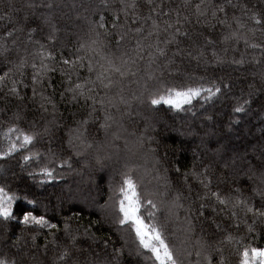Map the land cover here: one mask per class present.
<instances>
[{
    "label": "trees",
    "instance_id": "1",
    "mask_svg": "<svg viewBox=\"0 0 264 264\" xmlns=\"http://www.w3.org/2000/svg\"><path fill=\"white\" fill-rule=\"evenodd\" d=\"M108 2L112 4L115 0H108ZM216 2H223V0H216ZM232 2L246 4L252 11L264 13V0H232ZM9 3L19 10L14 14L15 19L25 25V31L17 33L19 41L26 43L28 30L35 28L32 39L56 52L58 59L60 51L66 57L72 58L79 44L89 40V21H97L99 15L104 14L109 24L111 23V10L98 8L101 0H0V14L7 11ZM179 4H182V0H172L171 7ZM168 6L166 2L165 10ZM233 14L239 16L241 10L229 8V19ZM219 16L220 19L224 18L223 14ZM46 20L55 24L57 28L54 43L49 41L51 27L45 22ZM212 23L216 25L215 28L197 25L195 21L191 26H185L188 27L190 33L203 32L204 35H210L213 39L214 45L207 46L205 50L208 63H205L203 59L198 61L188 56L189 50L193 51V55L196 50L192 49L191 42L187 38L181 37L179 48L184 49V52L174 58L175 63L166 71L165 79L170 84L194 86L201 83L199 77H204L203 83L206 86L212 81L220 84L221 94L210 101L197 98L193 101L190 111L177 112L166 105L152 107L146 103L142 104L139 100L133 99L134 95H139L142 91L140 85L136 83L145 70V63L140 61L138 62L140 71L137 77H129L122 82V95L129 103L119 104V111L117 108L110 109L116 122L107 133L99 127L103 121V112L100 110V105H96L97 111L90 119L87 125V135L84 137L85 144L91 143L92 147L87 148L75 141L78 146L76 150L80 151V155H76V150L70 148L67 142L70 130L77 127L76 121L88 118L91 101L88 105H85L83 100L78 104H69L66 100L60 99L59 91L62 89H58L55 96L57 103L55 123H51L54 119L51 107L49 106L48 111L45 112L39 106L38 97L36 100L31 99V86L27 90L21 88L23 100L6 95L7 89L0 90V132L13 123L25 130L37 131L41 135L33 151L39 150L46 154L51 148L59 157L57 165L64 159L69 160L71 164V167L67 165L62 168L57 167L56 180L45 185H37L26 175L31 168L21 170L20 154L0 160V166L7 165L11 169L10 173H0V184L11 187L21 196L26 194L29 199L36 200L35 213L46 215L53 223H58L61 229L56 234L58 244L68 243L63 235L64 219L72 217L70 224L73 234L80 238L77 247L89 248L91 246V249L100 251L103 247V240L109 237L115 243V247L122 246L123 241L119 239L120 234L116 232L115 227L110 228L109 223L91 226V232L95 233L98 238L95 243L84 238L83 232L92 221L102 218L98 206L108 200L111 194L110 186L118 185L121 173L127 171L128 168L134 169V176L140 185V191L153 194L151 198L158 205L157 217L161 222L167 221L170 242L178 249L182 264H196V239L201 236L207 238L206 233H201L199 223H197L195 234L186 235L183 231L185 218L190 214L187 210L191 207V214L195 217V208L199 203L196 197L203 191L199 183L191 177H189L188 184H184L183 173L185 171L194 169L200 172L208 166L209 175L213 181V191L219 188L222 193L227 194L230 189L240 187L245 189V196L252 195L251 189L255 187V180L249 179V176L255 173L258 177L261 172H264V130L256 134L257 128L264 126V85L261 84L259 75L254 76L253 73L264 70V64L258 65L252 62L253 56L261 58V52L258 49L246 48L243 40L222 42V36L228 29L217 24L215 20ZM13 26L7 21H0V36H3L5 31ZM233 28H235L234 23ZM163 38L162 36L161 39ZM249 38L250 42H264L260 33H257L255 37L249 34ZM115 39V37L109 38L108 51L116 55L134 47L135 37L125 41L119 50H117ZM152 39L155 40V37ZM198 43H204L203 37L199 38ZM8 44L10 52L7 60L17 61V51L12 48L11 40ZM28 48L30 52L33 51L31 45ZM213 49L223 59V63L213 62L215 59L212 56ZM175 51H177V45L170 46L168 55L171 56ZM20 55H23L22 49ZM242 55L245 59L243 65L231 63L233 59L239 60ZM159 62L164 63L163 60ZM10 66L11 64L0 58V75ZM31 72L32 69L28 67L25 82L29 85ZM168 72L172 75H168ZM88 75L86 68L81 71L82 79ZM189 76L192 79H188ZM53 79L59 84L61 80L59 71L54 74ZM223 85H228V87H223ZM249 85L255 87L250 89ZM119 92L120 88H113L108 95L116 96ZM249 92H252L251 97H249ZM46 94H51V89H48ZM104 95L105 91L100 90L99 96ZM238 98L240 102L245 99L251 100L243 113L233 112ZM16 114L21 117L19 121L15 119ZM46 126L49 128L47 134L43 131ZM72 135L74 136L75 133ZM107 141L118 151L103 157V152H99V148ZM4 146L0 142V147ZM177 167L180 168L179 174L175 171ZM165 169H168L166 173ZM189 185L191 192H189ZM155 187L158 189L155 190ZM178 192L182 194L180 200L183 204L182 208L172 207V202ZM251 202L256 207L261 205L259 197H254ZM21 207L29 210L32 208L23 200L17 204V208ZM220 219L223 220V217ZM247 222L249 224L252 222L251 216L248 217ZM231 224H234V221L224 222L225 227ZM4 227L8 228V245H11L16 236L21 234L27 240V246L22 247V252L28 253L23 257L25 264H51L52 258L58 254L59 249L50 243L47 250L44 248L45 239L49 241L52 239L47 234V230L40 231L36 241L37 247L33 248L30 235L37 230L25 229L16 222H9L6 226L0 223V251L5 250ZM228 230L238 238L244 237L245 244L264 247V222L258 221L251 234L247 232L244 224H241L238 230L235 228ZM207 232H214V228L209 227ZM126 238L128 245L120 255L119 264H145L142 258L134 254L135 245L132 242L134 237L127 234ZM222 238L223 233H216L210 242L215 244ZM21 244L24 245L23 240ZM223 247V255L227 264H237L233 246L225 244ZM8 250L10 255L16 254L14 248ZM129 250H132L131 255H129ZM188 251L192 252L190 257L187 256ZM107 252L112 254L111 246ZM77 255L82 262L87 258V253ZM216 259L218 260L219 256Z\"/></svg>",
    "mask_w": 264,
    "mask_h": 264
},
{
    "label": "snow or ice",
    "instance_id": "2",
    "mask_svg": "<svg viewBox=\"0 0 264 264\" xmlns=\"http://www.w3.org/2000/svg\"><path fill=\"white\" fill-rule=\"evenodd\" d=\"M168 3L167 10L165 4ZM172 0H115L110 4L108 0H101L98 8L103 10H111V23L109 24L104 14L99 15V20L89 21V40L81 42L79 47L75 49L72 58L66 57L60 51L59 59L56 52L39 41L33 40L32 35L36 31L35 28L28 30V40L21 43L17 37V33L25 31V25L15 19L14 14L19 11L11 3L7 6V11L0 14V21H7L14 25L10 30L5 31L0 36V58L11 64L6 71L0 75V90L7 89L6 95L14 96L23 100L21 88L27 90L31 86V99L39 98V106L45 112L49 106L54 116L51 123H55V113L57 111V103L55 96L58 89L59 96L62 101L69 104H78L81 100L85 105L91 101L88 112V118L76 121L77 127L70 130L68 145L73 150L77 149L75 141L79 145L91 148L92 144H85L84 137L87 135V125L90 119L96 113V105H100L103 112V121L99 127L106 133L116 122L110 109L117 108L119 104H128L129 102L122 95L121 87L123 80L129 77H137L140 69L138 62L145 63L143 76L136 81L142 88L139 95H134L133 99L139 100L140 103H146L155 107L166 105L169 109L181 112L191 110L193 101L202 98L210 101L214 97L221 94V85L216 81H212L207 86L203 83L204 77H199L201 81L197 85L170 84L165 79V73L175 63V57L184 52L180 49L181 37L187 38L191 42L193 51L189 50L187 55L195 60L203 59L208 63L205 57L207 46L214 45V41L210 35H204L203 32H189L186 25L191 26L193 21L197 25L215 28L213 20L219 25L225 26L228 31L223 34L222 42L227 43L230 40L239 42L243 40L246 48L260 50L261 58L252 57L255 64H264V42H250L249 34L255 37L260 33L264 38V13L252 11L243 3H233L232 0H182V4L171 7ZM51 7V5H48ZM32 7V5H29ZM241 10V15L233 14L229 19L228 9ZM219 14H223L224 18L220 19ZM27 21V17H25ZM51 31L49 33V41H55L57 28L50 21ZM233 23L235 28H233ZM164 37L161 39V37ZM17 37V38H13ZM115 37L117 50L125 41L135 37L134 47L121 51L116 55L109 49V38ZM155 37V40L152 38ZM203 37L204 43L199 44V38ZM11 40L12 48L17 51L18 60L8 61L7 57L10 52L8 41ZM31 45L33 51H29L28 46ZM163 45V46H161ZM177 45V51L171 56L168 55L170 46ZM21 49L23 55H20ZM227 51V49H225ZM146 52V59H145ZM212 56L215 58L214 63H223V59L217 55L213 49ZM163 60L161 64L159 61ZM87 61V63H85ZM231 63L243 65L245 59L243 55L239 60L233 59ZM32 69L30 85L25 82L26 69ZM87 69L88 76L81 78V71ZM59 71L61 80L57 84L53 76ZM168 75H172L168 72ZM261 84L264 85V70L259 73ZM18 77V78H17ZM192 79V77H187ZM228 87V85H223ZM254 85H249L253 89ZM113 88H120V92L116 96H109ZM51 89V94H46ZM100 90L105 91L104 96H99ZM252 92H249L251 97ZM99 97V98H98ZM251 103L250 99L240 102L237 100L236 106L233 108L234 113H243L247 106ZM15 119L19 121L21 117L16 114ZM83 129V131H81ZM44 133L49 132V128H44ZM72 133H75L73 136ZM41 133L37 131H28L13 123L3 132H0V142L5 146L0 147V160L12 158L20 154V168L25 170L26 175L31 178L37 185H45L57 179V167L67 165L71 167L69 160H61L57 165L59 157L51 148L47 153L39 150L33 151L38 137ZM80 151L76 150V155H80ZM195 168V165H194ZM165 173L168 169L164 170ZM177 174L180 168H175ZM189 177L196 180L202 188V193L197 194L198 206L195 208V217H193L192 208L187 210L190 214L185 218V226L183 231L186 235H193L199 223L201 233L205 236L196 239V264H227L224 257V245H232L234 254L237 257V264H264V247L253 244H245L244 237H236L229 228L239 229L244 224L249 234L253 233L257 222H264V172L257 177L255 173L249 176V179L255 180V187L251 189L252 195L245 196V189L236 187L230 189L227 194L221 192L219 188L213 191V181L209 175V168L205 166L203 171L197 172L194 169L183 173V182L188 184ZM159 179V175L157 176ZM166 179V178H165ZM223 183V181H220ZM110 195L104 204L99 205L102 218L94 220L88 227L84 228L83 236L92 240L93 243L98 239L95 233L91 232V226L97 224L109 223L110 228L115 227L117 233L120 234L119 239L123 241L121 247H115V243L109 238L103 240V247L100 251L89 248L77 247L79 237L73 234L70 221L72 217L64 219L63 235L67 238L68 243L58 244L57 233L61 231L58 223H53L46 215H37L35 213L36 200L29 199L25 194L19 195L13 191L11 187L0 184V223L5 226L9 222H16L25 229H36L37 231L30 235L31 247H37L36 241L40 235V231L47 230V234L52 237L49 241L45 239L44 248L47 250L48 244H52L59 249L51 261V264H119L120 255L124 248L128 245L127 234H131L133 244L135 245L134 254L142 258L145 264H182L178 256V249L170 242L167 232V221L161 222L157 217L158 205L151 198L153 194L140 191V185L134 176V169L128 168L127 171L121 173V179L118 185L110 186ZM189 185V192H191ZM182 194L180 192L175 196L172 207L182 208L180 203ZM254 197H259L261 201L260 207H256L251 201ZM32 206L31 210L26 207L17 208L19 202ZM195 204V202H193ZM251 216L252 222H247ZM223 217V220L220 218ZM225 221H234V224L225 227ZM214 228V232L208 233L207 229ZM4 251H0V264H25L23 259L27 256V252H22V247L27 246L23 234L16 236L11 245L7 244L8 228L3 229ZM216 233H223V238L211 243L212 236ZM258 238H260L258 236ZM24 241L22 246L21 241ZM112 247V254L107 252ZM14 248L16 254H11L8 249ZM22 253V254H21ZM87 253V258L82 262L78 255ZM132 250H129V255ZM192 252L188 251L187 256H191ZM219 256L217 260L216 257ZM73 257H76L73 259Z\"/></svg>",
    "mask_w": 264,
    "mask_h": 264
},
{
    "label": "rangeland",
    "instance_id": "3",
    "mask_svg": "<svg viewBox=\"0 0 264 264\" xmlns=\"http://www.w3.org/2000/svg\"><path fill=\"white\" fill-rule=\"evenodd\" d=\"M264 130V126L263 127H259L257 128L256 130V134H259L261 131ZM123 133V132H122ZM118 149L113 147V146H110L109 142L107 141L106 144H103L100 148H99V152H103L102 156L105 157L106 156H110L112 155L113 152H117ZM112 158V157H111ZM139 169V172H141L140 168ZM11 172V169L8 168L7 165H2L0 166V173L1 174H4V173H10ZM158 189L157 187H155V190ZM156 193V191H155Z\"/></svg>",
    "mask_w": 264,
    "mask_h": 264
}]
</instances>
